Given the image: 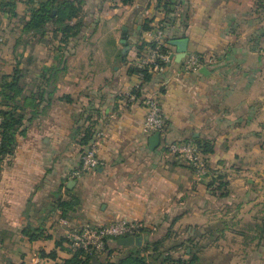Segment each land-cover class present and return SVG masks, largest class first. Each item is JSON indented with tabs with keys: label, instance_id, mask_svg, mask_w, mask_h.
Listing matches in <instances>:
<instances>
[{
	"label": "crops",
	"instance_id": "1",
	"mask_svg": "<svg viewBox=\"0 0 264 264\" xmlns=\"http://www.w3.org/2000/svg\"><path fill=\"white\" fill-rule=\"evenodd\" d=\"M16 1L19 16L29 18L30 10L46 0ZM156 4L84 0L85 27L77 38L63 44L60 33L48 31L42 42L26 47H15L21 20L2 14L0 84L20 59L32 56L38 64L31 66V77L65 60L51 103L26 121L14 156L0 168V250H9L10 262L64 264L71 257L66 250H59L57 259L41 256L66 236L63 220L70 225L138 221L145 228L143 244L171 232L167 246L197 230L205 235L195 236L196 243H217L231 234L230 243L220 248L242 245L245 234L254 246L242 260L257 264L264 259V246H257L264 219V16L257 17L255 0H183L179 12L169 15ZM183 10L188 13L184 24ZM146 18H154L152 24L165 21L174 54L168 71L147 82L144 73L131 71L150 39L142 29ZM178 40L186 43V55L194 52L210 61L178 75L186 57L176 61ZM140 87L138 99L122 106L123 97ZM152 88L168 122L157 150L150 149L151 134L144 131L143 94ZM89 125L95 130L92 141L104 133L99 152L104 163L72 178L88 147L81 136ZM203 139L213 146L212 153L202 151L209 170L205 176L166 146ZM220 175L226 182L222 189L220 179L214 181ZM24 229L40 236L31 239ZM222 252L224 261L236 258Z\"/></svg>",
	"mask_w": 264,
	"mask_h": 264
},
{
	"label": "trees",
	"instance_id": "2",
	"mask_svg": "<svg viewBox=\"0 0 264 264\" xmlns=\"http://www.w3.org/2000/svg\"><path fill=\"white\" fill-rule=\"evenodd\" d=\"M124 5L133 4L135 0H118ZM180 1L183 5V0ZM31 2V0L29 1ZM178 0H157L156 9L165 10L169 15L175 10ZM257 13H264V0H255ZM16 0H0V25L2 22V14L7 13L11 18L17 17L21 20L22 35L16 40L15 47L26 45L31 42H42L44 35L48 31L54 34L62 35L61 42L68 44L72 38H77L85 27L84 20V0H46L41 1L38 6L30 10L29 18L27 15L19 16L16 10ZM185 7V4H184ZM187 11L182 12V24L187 22ZM154 18H146L142 25L143 30L152 28ZM163 28L165 29V21ZM168 41V40H167ZM171 41V39H169ZM146 44L143 43V47ZM24 66H20V64ZM65 60L59 59L57 66H52L46 72L31 77V66L37 69L38 64L34 62L33 57L18 60L16 68L12 74H4L0 84V168L1 165L14 156L19 135H23L26 131V121L40 113L42 108L47 107L51 103L52 95L55 93V77L58 71L64 67ZM33 69V71H35ZM133 72H143L144 81L151 80V74L147 70H141L138 67H131ZM30 75V76H29ZM142 87V86H141ZM134 90L140 95L141 89ZM43 106V107H42ZM29 115V117H28ZM94 126L89 125L85 128L81 136V142L89 145L94 138ZM197 140V139H196ZM202 148L204 154L213 152V146L210 140L203 139L196 141ZM219 180L218 188L222 189L226 182L223 176L216 178ZM224 195V193L222 194ZM65 203H62V205ZM138 236L143 237L145 228ZM258 244L264 246V219L262 225L258 228ZM25 235H30L31 239L39 237L34 230H23ZM205 232L197 230L194 236L179 237L170 246L166 245V241L172 237V233L168 232L165 237L158 239L148 238L141 246L131 245L122 246L117 243V237L107 238L105 240V249L102 252H92L85 254L83 250H73L68 244V238L59 237L56 239L55 248L49 252L43 251L42 257L57 259L59 250H66L71 253L70 258L64 260V264H200V252L204 249V245L195 242V236H203ZM244 235L248 238L250 236ZM255 237L253 236V239ZM67 242L68 246L64 243ZM180 248L184 249L183 255H175ZM185 255L187 257H185ZM8 264H14L8 261Z\"/></svg>",
	"mask_w": 264,
	"mask_h": 264
},
{
	"label": "built area",
	"instance_id": "3",
	"mask_svg": "<svg viewBox=\"0 0 264 264\" xmlns=\"http://www.w3.org/2000/svg\"><path fill=\"white\" fill-rule=\"evenodd\" d=\"M178 0L175 12H179L181 6ZM149 40L146 41L140 55L136 60V66L141 70H147L152 79L165 74L169 66L174 61V54L166 41L165 29L163 23L152 24L148 30ZM202 56L190 52L184 58L177 74L184 75L198 71L202 65L206 64ZM143 76V72H141ZM159 82V81H158ZM159 84L164 86L166 81L160 80ZM158 90L149 89L143 94V104L146 107L147 115L144 122V131L147 134L160 132L161 136H166L168 131V122L163 113L162 106L158 98ZM138 99L134 90L128 92L122 99V106L126 107ZM103 132H99L85 152L81 156V164L70 172L72 178H81L86 173L95 170L103 165L100 152V139ZM168 150L174 155L182 158L187 164L194 166L200 175L208 173V166L200 146L194 140L169 141L166 144ZM66 226V237L68 244L73 250H83L85 254L92 252H102L105 249V240L111 237L138 236L142 233L144 225L141 222H128L126 220H117L106 224H94L90 222L70 225L68 220L62 221Z\"/></svg>",
	"mask_w": 264,
	"mask_h": 264
},
{
	"label": "rangeland",
	"instance_id": "4",
	"mask_svg": "<svg viewBox=\"0 0 264 264\" xmlns=\"http://www.w3.org/2000/svg\"><path fill=\"white\" fill-rule=\"evenodd\" d=\"M85 11V10H84ZM262 16H264L263 12H259L257 17L258 18H262ZM133 27V26H132ZM119 34L121 33L120 30L118 29ZM10 235V234H9ZM231 235V234H230ZM228 236V238H220L219 242L217 241V243L215 241H207V239L203 240L200 244L204 245V249H206L207 247H209L208 245L210 244V248H207L206 250H201L199 256H200V264H247L244 260L245 257L247 255H249V253L251 251H253L252 246H254V244L251 243V241L244 242L241 238V244L242 245H238L235 244L234 242H232L233 244L231 245V247H227V248H220L218 246V244L223 245L226 243H230L229 239H231V237L233 238V236ZM9 239V238H7ZM12 240V239H11ZM9 239V241H11ZM176 240V239H175ZM240 243V242H239ZM222 249L225 250L226 254H233V256H236V258H234L233 261L229 262L228 261H224L223 259V253ZM8 252L9 250L4 249V250H0V264H8ZM184 254V249H182V251L180 252V254L175 252V255L179 256V255H183ZM216 257V258H215ZM238 260V261H237ZM264 260V259H263ZM263 260H259V262L257 264H263Z\"/></svg>",
	"mask_w": 264,
	"mask_h": 264
},
{
	"label": "water",
	"instance_id": "5",
	"mask_svg": "<svg viewBox=\"0 0 264 264\" xmlns=\"http://www.w3.org/2000/svg\"><path fill=\"white\" fill-rule=\"evenodd\" d=\"M127 34V27H123V36ZM122 42H126V38L123 37ZM175 44L178 46V54L176 56V61L181 62L182 59L186 56L187 45L184 41H175ZM203 70H206L204 68ZM162 141V136L160 132H155L150 135L149 137V145L151 150H157L160 143ZM117 243L122 246H131V245H138L141 246L143 244V237L142 236H125L120 237L117 239Z\"/></svg>",
	"mask_w": 264,
	"mask_h": 264
}]
</instances>
